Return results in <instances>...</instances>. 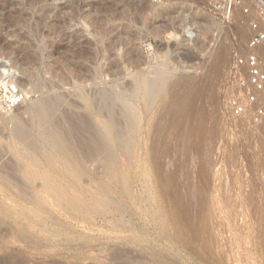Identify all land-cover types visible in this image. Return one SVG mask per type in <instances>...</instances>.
<instances>
[{
    "label": "rangeland",
    "instance_id": "1",
    "mask_svg": "<svg viewBox=\"0 0 264 264\" xmlns=\"http://www.w3.org/2000/svg\"><path fill=\"white\" fill-rule=\"evenodd\" d=\"M161 1L8 0V17H0V59L11 58L19 79H32L34 86L21 110L0 112V175L8 165L12 181L27 175V186L40 200L38 207L28 203L16 185L4 184L6 172L0 176V212L8 216L0 218V264H264V124L234 116L231 109L232 100L243 99L242 75L233 70L251 37L252 18L236 12L225 22L208 0ZM151 2L160 5L155 12ZM182 11L199 30L190 45L183 42L177 18ZM96 52L97 61H90ZM93 70L102 77H90ZM158 71L168 84L147 103L141 86L138 100L131 102L140 122L134 148L125 153L118 142H109L115 161L104 166L105 178L97 165L87 167L81 182L72 171L64 172L60 153L29 108L45 96L66 95L82 103L75 97L78 87L126 92L134 78ZM73 72L89 77L77 80ZM42 81L56 86L40 90ZM12 115L33 134L32 150L15 137ZM30 163L62 186L69 181L84 190L97 184L100 196L82 194L80 209L68 197H51ZM14 169H20L18 175ZM34 213L55 220L59 225L50 227L71 232L74 241L63 237L58 247H45L50 237H42L41 246L22 243L20 229L32 234L41 227L31 221ZM66 242L89 244L92 250H64ZM100 246L111 253L100 258Z\"/></svg>",
    "mask_w": 264,
    "mask_h": 264
},
{
    "label": "bare ground",
    "instance_id": "2",
    "mask_svg": "<svg viewBox=\"0 0 264 264\" xmlns=\"http://www.w3.org/2000/svg\"><path fill=\"white\" fill-rule=\"evenodd\" d=\"M154 2H151V7L155 12V10H158V6H160V5L155 4ZM161 2H162V5L165 4V0L164 1L162 0ZM168 13L169 12H168L167 7H163L161 15L165 16ZM7 15H8V0H0V17L3 18V17H6ZM177 18L181 22V27H182V32H183V42L187 43L189 45H190V43L196 42L198 40V37H199V30H198L197 24L194 22V20L191 18V16L189 14H186L185 11H182ZM67 40H68V38H67ZM147 46L150 47V45H147ZM261 49L264 51V44L260 47L259 50L261 51ZM86 51H84V52H86ZM89 52H91V54L93 55V52H95V50L90 49ZM88 55H90V54L88 53L86 55V58L88 57ZM92 55H90V56H92ZM94 56L92 57L93 59L90 61L94 62L96 60L95 58H98L97 52L94 54ZM263 58H264V54H263ZM1 63L2 64L8 63L10 65H13L12 64L13 60L11 58L8 59L7 57H4V58L0 59V64ZM93 65H94V63H93ZM95 65H96V63H95ZM86 68H87V65H86ZM69 71H71V70H69ZM87 71H88V69H87ZM90 71H91V66H90ZM93 71H95V72L92 73L91 74L92 76L90 75V77H92L94 79L100 78V76L102 75L101 71H99V70H93ZM15 73H16L15 82H16L17 88L24 94V97H28L30 95L31 90H32V86H34L32 79H30V80H25L22 78L19 79L20 78L19 73H21V72L18 73V70H15ZM73 73H75V72H73ZM77 73H79V72H77ZM70 74H71V72H70ZM64 75H66V74H64ZM64 75H62V76H64ZM85 77H87V76L82 75V74H78V75L76 74V78H78L77 80H79V79L84 80ZM59 78L61 79V77H59ZM63 80H65V79H63ZM66 80H67V78H66ZM168 81H169V78L166 76V74L158 71L149 77H145V78L144 77L143 78L136 77V78H134L133 84L130 85L129 90L126 92H123V91L118 92L115 90H108V89L90 90V89H87L86 87H78L76 90V96L75 97H77V99L80 100L82 103L78 104L79 101L77 102L75 100L74 101L73 100L68 101L67 100L68 96L66 97V95L65 96H63V95L45 96L42 100L37 102L33 107L29 108L30 113H31L30 116L31 117L33 116V118L36 117L39 119L40 132H42V134L46 137L48 144L51 145L52 147L56 148L58 150V152L60 153V156L63 159V161L62 160L61 161L64 162L63 163L64 172H65V170L72 171L73 174L75 175L73 179H75V181L81 182L83 179L82 175L86 173V171L88 169L87 167L90 166L89 168L92 167V169H93V167H95L97 165L98 168L102 169V171L100 169L101 177L105 178L108 174L106 173L107 171L105 170L104 166L108 162L113 164V161H115V160H113L114 158L112 159V157L114 156V153H113L114 151L112 152L111 147L109 145L112 143H109V142H111V140H113L114 142L115 141L118 142L120 144L119 146H121V150L124 151L125 153H127L128 151H131L134 148L135 136L133 138V135H135V133L140 128V122L138 121L139 120V118H138L139 110L134 105H132L131 102L138 100L137 95H138V93L140 94L141 86H143V88L145 89V90H143V98H144V101H146V103H147L148 101H150L153 98V96L155 97L154 91L157 92V91L162 90L163 87H165L166 84H168ZM183 83H185V82L184 81L180 82V84H183ZM54 86H56V85L53 81H49V82L42 81L38 84V87H39L38 89L44 90V89L52 88ZM135 103H137V102H135ZM23 104L24 103H22L16 109L21 110L23 108ZM80 104H83V106H81ZM16 109H14V110H16ZM90 110L92 112H95L94 113L95 117H96L95 114H97V118H96L97 120L92 119ZM0 112L3 114L4 113L6 114L10 111H6L0 107ZM92 116H93V113H92ZM10 117H11L10 118L11 121H14L15 126H17L16 130H15V133H16L15 137L19 140V142L21 144H23V146H29V147L31 146V150L33 149L32 146H34V148H35V145L31 143V139H30V138H32L31 135H33V134H31V131L26 129V126L24 125L25 123L23 124V121L20 118V116L17 117L15 115L14 116L12 115ZM13 130H14V128H13ZM114 139H116V140H114ZM112 153H113V155H112ZM50 154L51 153H49L48 155H50ZM51 156L52 155H50V157ZM60 156H58V158ZM33 157H32V160H35V157L34 158ZM46 158H48V157H46ZM58 158L56 157L57 161H60ZM48 160L51 163V166L50 165L49 166L51 168L54 167L55 164H53L54 161L52 160V157H51V160H50V158ZM36 161H39V160H35V162ZM57 161H56V163H57ZM29 162H31V160ZM44 165H45V163H44ZM8 166L4 167L5 168L4 171H2L4 169L2 167L3 169L1 170L2 171L1 173L3 174V172H6L5 173L6 176L3 174L5 183L3 181H1V182L6 184L7 186H8V184H10L9 185L10 187L12 186L11 184L16 185L17 190L20 191L19 195H22L23 198H25V200H27L28 203L35 204L37 206L39 204V200H40V198H39V200L37 198L38 193L35 196V194H33L30 191V187L27 186V182H25L26 177H28L26 174H28V173L26 171H24V172H26V174L24 172L23 173L26 176H22L21 177L22 180L16 179L17 182H15L13 179V181H12V178L8 177V174H10V173H8V171H6L9 169ZM27 166H29V165H27ZM58 166H59V164H58ZM36 167H37V164L35 165V163H30V169L32 171L31 173H33L37 179L40 178L41 180L44 181V185L42 183V185H43L42 190L46 194L51 195V197H56V196L57 197L63 196L66 198L68 197L70 200L69 204L73 207L79 208V206H80V208H83L82 205H84L85 203L83 201L84 199L82 200V198H81L82 194L88 192L90 195L95 196V195H98L99 192L102 191L101 186H96L97 184H95L94 181H93V183L95 184V186L86 184L89 187V189L85 188L84 190L76 188L73 183H70L69 181L67 183L65 180H64L65 184L66 183L67 184L62 186V184L61 183L59 184L58 180H56V178L54 176H50L51 174L46 175V174H48V173H46V170H45L46 174L42 173L43 169H41L40 167H38L37 170H39V171L41 170V173L40 172L35 173V172H37V170L35 169ZM30 169H29V171H30ZM92 169H90V170L92 171ZM19 170H17V171L15 170L17 172V175H18ZM21 170H22V168H21ZM23 170H25V169L23 168ZM58 170H60V168ZM97 171H96V173H97ZM21 174H22V172H21ZM3 175L1 176L2 178H3ZM67 175H68V173H67ZM13 176L11 175V177H13ZM83 176H85V175H83ZM5 177H6V179H5ZM18 177H20V176H18ZM64 177H65L64 179H66V176H64ZM61 178H62V176H61ZM28 181H31V180H28ZM33 192H35V191H33ZM98 196H100V195H98ZM101 204L103 205V203H101ZM5 214L3 212H0V218L1 219L2 218L8 219V216H6ZM34 214L37 215V213H34ZM34 214H33V217H34ZM24 215H25V213H24ZM27 216H29V213H27ZM37 216H35L36 217L35 220L33 219L31 221H33L34 222L33 224H35V225H36V223L39 224V226L41 224V227H39L40 229H38L37 233H34V231H35L34 230L32 234L29 232H26V231H28L26 229H25L26 230L25 232H23V230L20 229L21 233L18 232V233H20V234H18L19 235L18 238L20 239V241L22 243L29 244V245L35 244V245L41 246L40 243H42V237L47 238V239L50 237V239L52 238L51 239L52 241H47L46 242L47 246H45L44 244H42V245H44L45 247H50V246L58 247V246H60V242H61L63 237L64 238L68 237L69 239H71V241H74L73 236L70 235L71 232H67V231H65V229L61 231L60 228H58L60 230H56V229L53 230V228L50 227V225H51L54 228H56L57 223H55L56 222L55 220H53V219L50 220L49 219L50 217L47 218L46 216L45 217H43L41 215L38 217ZM30 219H32V218H30ZM46 221H47V224L43 225L42 223H46ZM63 240L65 241V239H63ZM68 243H70V242H66V244H68ZM71 245H73V243ZM64 246H65L64 250L67 248H69V249L75 248L77 251L79 250V251H82L83 253L85 251L89 252L92 250V248L89 244L88 245L86 244L85 246L78 244L77 247H70L69 244L65 245V243H64ZM73 246H75V245H73ZM41 249H43V248L41 247ZM109 253H111V250L109 248H106L105 246H100L98 249V255L100 256V258H103L105 255H107ZM72 254H74V253H72ZM117 257H118L117 255L114 256V258H116V259H117ZM101 260H103V259H101ZM101 262H103V261H101ZM105 262L107 263V260H104L103 264ZM108 264H110V263H108Z\"/></svg>",
    "mask_w": 264,
    "mask_h": 264
},
{
    "label": "built area",
    "instance_id": "3",
    "mask_svg": "<svg viewBox=\"0 0 264 264\" xmlns=\"http://www.w3.org/2000/svg\"><path fill=\"white\" fill-rule=\"evenodd\" d=\"M157 2V0H153ZM211 8L225 22L233 19L236 12L252 18L251 37L235 61L234 72L241 73L239 86L243 99L231 102L234 116H249L253 123L264 124V59L259 51L264 44V0H208ZM16 73L8 64L0 66V107L12 111L20 106L24 94L16 86Z\"/></svg>",
    "mask_w": 264,
    "mask_h": 264
},
{
    "label": "water",
    "instance_id": "4",
    "mask_svg": "<svg viewBox=\"0 0 264 264\" xmlns=\"http://www.w3.org/2000/svg\"><path fill=\"white\" fill-rule=\"evenodd\" d=\"M38 119V118H37ZM38 122H39V119H38Z\"/></svg>",
    "mask_w": 264,
    "mask_h": 264
}]
</instances>
